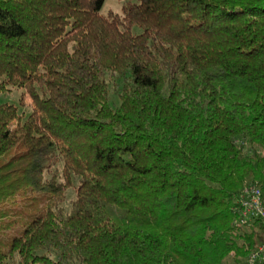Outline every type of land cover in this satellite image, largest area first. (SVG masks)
<instances>
[{"label":"trees","instance_id":"trees-1","mask_svg":"<svg viewBox=\"0 0 264 264\" xmlns=\"http://www.w3.org/2000/svg\"><path fill=\"white\" fill-rule=\"evenodd\" d=\"M119 2L0 0V264H243L264 0Z\"/></svg>","mask_w":264,"mask_h":264},{"label":"built area","instance_id":"built-area-1","mask_svg":"<svg viewBox=\"0 0 264 264\" xmlns=\"http://www.w3.org/2000/svg\"><path fill=\"white\" fill-rule=\"evenodd\" d=\"M263 192L256 186H247L243 195L240 197V207H236L239 216V224L246 226L255 220L264 222V200ZM264 263V245H261L255 252L250 253L248 259L243 264H263Z\"/></svg>","mask_w":264,"mask_h":264},{"label":"rangeland","instance_id":"rangeland-1","mask_svg":"<svg viewBox=\"0 0 264 264\" xmlns=\"http://www.w3.org/2000/svg\"><path fill=\"white\" fill-rule=\"evenodd\" d=\"M123 6V3L119 2V0H105V3L103 6H101L100 12L103 14L108 13L110 10L116 12L117 14H120L121 12V8ZM21 92L20 91H16L15 89L12 90L11 92H8L7 94L3 95L0 94V102H7V103H15L16 105H18V101L19 99H21ZM25 95V99H24V107L21 108V112L26 111L29 112L31 111L30 108V96ZM112 99L114 98V95L112 97ZM116 103L118 102L117 99L114 100ZM51 172H56L58 174V176L61 175V164H56L54 167H52ZM67 196L71 199L74 198L73 196V192L71 189H69L67 191Z\"/></svg>","mask_w":264,"mask_h":264}]
</instances>
